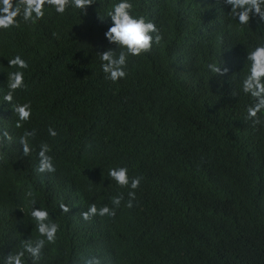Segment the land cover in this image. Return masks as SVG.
<instances>
[{
    "label": "trees",
    "instance_id": "16d2710c",
    "mask_svg": "<svg viewBox=\"0 0 264 264\" xmlns=\"http://www.w3.org/2000/svg\"><path fill=\"white\" fill-rule=\"evenodd\" d=\"M118 2L95 0L86 15L69 8L56 17L47 7L40 28L0 30V104L16 70L8 60L20 55L29 64L24 87L5 109L31 104V119L17 128L14 118L12 129L35 128L36 139L48 140L59 180L43 189L30 183L38 150L1 156L0 264L22 241L40 238L29 190L60 226L39 264L90 256L102 264H264V124L247 118L253 100L241 90L264 22L240 25L225 0H131L163 39L130 56L127 77L113 83L98 52L116 46L98 19ZM90 59L94 66L83 67ZM213 63L227 74L211 72ZM121 166L143 177L132 208L130 187L109 176ZM121 193L115 218H82L92 203L114 207Z\"/></svg>",
    "mask_w": 264,
    "mask_h": 264
},
{
    "label": "clouds",
    "instance_id": "9594fccd",
    "mask_svg": "<svg viewBox=\"0 0 264 264\" xmlns=\"http://www.w3.org/2000/svg\"><path fill=\"white\" fill-rule=\"evenodd\" d=\"M225 2L231 6L230 16L240 25H249L254 16L264 22V0H225ZM94 4L95 0H0V30L19 28L21 24L24 28H40L47 19L44 18L49 10L47 7L53 8L51 14L57 17L64 16L69 8L79 10L86 15L87 9ZM221 10L225 16L222 7ZM142 15L146 14L138 12L131 0H119L112 6V11L104 16L103 21L98 19L99 27L108 28L104 34L105 38L110 44L116 46L98 52L106 80L116 83L125 79L128 75L126 68L129 57L141 56L151 51L153 44L161 43L163 39L161 30ZM247 61L250 62L249 71L241 87L242 92L253 100V103L247 107V118L254 125L264 124V43L258 44L247 53ZM92 62V60L85 62L83 67L89 64L94 66ZM8 67L16 70L8 74V92L4 96L3 105L0 104V158L1 156L7 159L22 157L38 150L36 160L29 165L27 170L29 181L36 189L37 186H41V189L49 185L56 186L59 180L58 177L53 176L56 171L54 149L47 144L48 140L36 139L35 128L21 132L12 129L14 118L17 128L23 127V124L31 119V104H15L14 114L5 109L6 102L12 104L14 93L24 87V72L29 64L20 55H16L8 60ZM208 67L217 75H226L228 72L226 67L222 71L221 66L214 63ZM48 132L52 137L58 135L53 128H49ZM109 176L119 187H130L131 191L128 192V201L125 206L132 208L136 196L135 190L140 187L143 177L129 176V169L126 166L110 168ZM26 196L30 198L31 217L36 222L40 238L35 240L29 238L22 241L19 250L3 256V264H25L26 254L32 264H39L46 244L56 243L59 224L50 219V214L46 209L35 207L36 203L31 190L26 193ZM123 200L124 196L121 193L112 198L111 203L114 207L108 205L97 207L95 203H92L87 211L82 213V218L85 221L97 215L115 218L116 210ZM60 209L63 213L71 210L64 203L60 204ZM85 264H102V259L90 256L85 259Z\"/></svg>",
    "mask_w": 264,
    "mask_h": 264
}]
</instances>
